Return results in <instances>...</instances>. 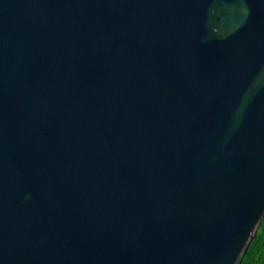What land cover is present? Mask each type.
<instances>
[{
	"label": "water",
	"instance_id": "1",
	"mask_svg": "<svg viewBox=\"0 0 264 264\" xmlns=\"http://www.w3.org/2000/svg\"><path fill=\"white\" fill-rule=\"evenodd\" d=\"M264 216V0H0V264H237Z\"/></svg>",
	"mask_w": 264,
	"mask_h": 264
},
{
	"label": "trees",
	"instance_id": "2",
	"mask_svg": "<svg viewBox=\"0 0 264 264\" xmlns=\"http://www.w3.org/2000/svg\"><path fill=\"white\" fill-rule=\"evenodd\" d=\"M237 264H264V216L257 234L252 239L247 251L241 256Z\"/></svg>",
	"mask_w": 264,
	"mask_h": 264
},
{
	"label": "snow or ice",
	"instance_id": "3",
	"mask_svg": "<svg viewBox=\"0 0 264 264\" xmlns=\"http://www.w3.org/2000/svg\"><path fill=\"white\" fill-rule=\"evenodd\" d=\"M239 251L240 245L236 244L235 246H233L229 240V242L221 251L219 264H233V261H235L236 257L239 255Z\"/></svg>",
	"mask_w": 264,
	"mask_h": 264
}]
</instances>
